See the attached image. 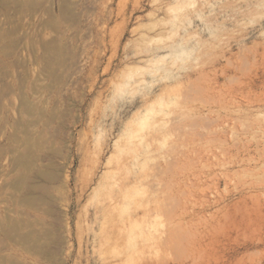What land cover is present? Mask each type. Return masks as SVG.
Returning <instances> with one entry per match:
<instances>
[{
    "label": "rangeland",
    "instance_id": "1",
    "mask_svg": "<svg viewBox=\"0 0 264 264\" xmlns=\"http://www.w3.org/2000/svg\"><path fill=\"white\" fill-rule=\"evenodd\" d=\"M0 264H264V0H0Z\"/></svg>",
    "mask_w": 264,
    "mask_h": 264
},
{
    "label": "bare ground",
    "instance_id": "2",
    "mask_svg": "<svg viewBox=\"0 0 264 264\" xmlns=\"http://www.w3.org/2000/svg\"><path fill=\"white\" fill-rule=\"evenodd\" d=\"M26 168H28V167H26ZM43 177V176H42ZM28 187V186H27ZM29 188V187H28ZM32 188V187H31ZM32 205V204H31ZM33 247V246H32Z\"/></svg>",
    "mask_w": 264,
    "mask_h": 264
}]
</instances>
